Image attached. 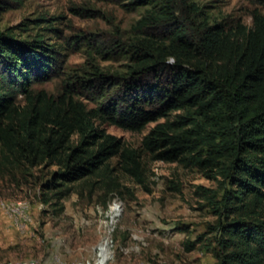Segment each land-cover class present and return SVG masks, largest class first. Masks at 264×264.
<instances>
[{"label": "trees", "instance_id": "1", "mask_svg": "<svg viewBox=\"0 0 264 264\" xmlns=\"http://www.w3.org/2000/svg\"><path fill=\"white\" fill-rule=\"evenodd\" d=\"M124 1L145 9L130 42L107 52L123 55L125 69L90 64L59 95L36 88L61 75L58 47L0 31V167L59 166L43 200L60 209L76 184L118 170L149 191L145 155L219 176V191L200 187L221 218L216 264H264V12L248 26L215 21L201 0ZM161 118L136 148L106 128L138 132Z\"/></svg>", "mask_w": 264, "mask_h": 264}, {"label": "rangeland", "instance_id": "2", "mask_svg": "<svg viewBox=\"0 0 264 264\" xmlns=\"http://www.w3.org/2000/svg\"><path fill=\"white\" fill-rule=\"evenodd\" d=\"M7 1L0 31L11 28L28 39L42 34L58 47L61 75L36 85L55 95L61 93L68 76L85 75L90 64L111 74L124 70L123 55L115 52L109 58L107 52L130 42L133 26L145 10L128 11L124 0ZM201 2L215 21L241 20L252 26L253 11L264 12V7L251 0ZM78 94L93 105L85 93ZM162 121L149 122L138 132L106 128L136 148ZM143 160L149 191L118 170L107 180L98 177L76 184L60 202L63 209L43 200L47 197L43 186L59 166L12 171L0 167V264H96L98 246L106 238L111 252L107 264H216L213 228L221 218L211 200L202 197L200 187L219 191L221 177H208L177 162L151 160L148 155ZM116 163L112 159L111 167ZM116 202L121 211L111 225L109 210ZM189 242H195V247L188 251Z\"/></svg>", "mask_w": 264, "mask_h": 264}, {"label": "bare ground", "instance_id": "3", "mask_svg": "<svg viewBox=\"0 0 264 264\" xmlns=\"http://www.w3.org/2000/svg\"><path fill=\"white\" fill-rule=\"evenodd\" d=\"M120 205L119 203H114L111 205L109 210V218L111 221V225H114L117 221V218L120 215ZM119 225V224H118ZM97 262L96 264H107L111 259V252H110V241L109 238L104 239L101 244L98 246L97 250Z\"/></svg>", "mask_w": 264, "mask_h": 264}]
</instances>
